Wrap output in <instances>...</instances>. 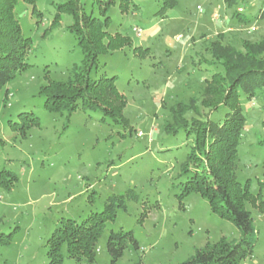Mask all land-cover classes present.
<instances>
[{
    "label": "rangeland",
    "instance_id": "1",
    "mask_svg": "<svg viewBox=\"0 0 264 264\" xmlns=\"http://www.w3.org/2000/svg\"><path fill=\"white\" fill-rule=\"evenodd\" d=\"M132 1L136 6L121 13L116 0L105 29L111 36H128L130 44L101 55L92 70L93 77L117 76L127 128L100 110L77 109L67 119L66 113L44 109L40 87L69 79L82 48L69 30L71 16L57 10L64 0H35L34 10L18 2L16 17L31 45L24 58L28 66L0 90V172L17 176L9 190L0 183V233L12 232L10 243L0 244V264H48L46 240L61 218L80 221L101 211L109 195L130 189L136 198L126 199L125 209L106 222L96 264H110V231H132L138 242V248L129 244L116 264H177L206 242L238 238L236 226L213 214L199 194L179 199L186 179L180 165L193 140L183 129L166 133L163 125L171 122V106L191 97L201 100L205 79L221 70L210 51L213 41L243 50L264 39V0H176L164 17L156 14L160 0ZM135 26L142 29L139 37ZM240 103L246 123L235 176L248 182L259 204L264 201V91L252 98L240 94ZM28 111L39 126L21 137L10 123ZM224 111L220 107L210 116L220 119ZM247 207L256 244L243 264H264V213ZM62 254V264H88Z\"/></svg>",
    "mask_w": 264,
    "mask_h": 264
},
{
    "label": "trees",
    "instance_id": "2",
    "mask_svg": "<svg viewBox=\"0 0 264 264\" xmlns=\"http://www.w3.org/2000/svg\"><path fill=\"white\" fill-rule=\"evenodd\" d=\"M20 1L34 10L35 0H0V90L28 66L24 58L31 39L22 34L16 17V6ZM160 1L156 14L164 17L167 10L175 6L176 0ZM115 2L64 0L57 5L59 12L68 13L72 18L69 30L78 40L83 58L80 64L73 66L69 79L49 80L40 87L43 107L48 112L66 113L68 119L77 109L100 110L103 116L123 128L129 126V120L123 115L126 100L116 86L117 76L105 73L92 76L101 55L130 44L128 36H111L105 30L111 24L108 12ZM89 5L90 9H87ZM131 6H136L132 0H118L121 13ZM57 17H54L55 21ZM136 49L140 50V47ZM210 51L221 70L205 79L201 100L191 97L188 102L179 101L169 108L171 122L164 123L163 130L175 134L183 129L193 140L180 165V175H185L186 179L181 182L179 199L190 193L199 194L207 200L213 214L236 226L239 236L233 239L223 236L216 242H206L177 264H243L256 244V230L247 206H257L264 213V201L256 204L258 196L249 190L248 182L242 184L235 176L238 145L246 123L240 94L252 98L258 91H264V39L245 44L243 50L213 41ZM220 107L225 110L222 117L213 120L210 114ZM188 113L191 115L187 117ZM10 126L21 137H26L31 127L39 126V118L31 111L20 112ZM16 180L14 173L0 172V183L6 189L9 190ZM135 198L131 189L111 194L101 211L91 212L80 221L61 218L46 240L48 264H62L63 250L67 257L78 263L96 264L97 243L106 222L113 221L119 209H125L126 199ZM11 238L12 232L0 233V244H9ZM129 244L138 248L132 231L109 232L106 249L110 264L117 263Z\"/></svg>",
    "mask_w": 264,
    "mask_h": 264
},
{
    "label": "built area",
    "instance_id": "3",
    "mask_svg": "<svg viewBox=\"0 0 264 264\" xmlns=\"http://www.w3.org/2000/svg\"><path fill=\"white\" fill-rule=\"evenodd\" d=\"M133 31H134L135 35L139 37L141 35L142 29L138 26H135L133 28Z\"/></svg>",
    "mask_w": 264,
    "mask_h": 264
}]
</instances>
